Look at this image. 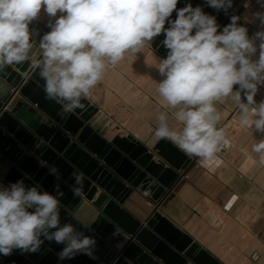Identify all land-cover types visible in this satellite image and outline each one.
<instances>
[{
	"label": "clouds",
	"instance_id": "9594fccd",
	"mask_svg": "<svg viewBox=\"0 0 264 264\" xmlns=\"http://www.w3.org/2000/svg\"><path fill=\"white\" fill-rule=\"evenodd\" d=\"M257 3L264 9V0ZM177 4L178 0H0V71L29 61L39 70L46 97L60 104L63 113H72L84 107L82 100L103 79L106 65L115 66L125 54L139 53L163 32L162 43L169 51L158 64L163 77L158 93L167 106L178 109L173 115L182 128H170L161 113L154 134L206 162L230 145L216 126L220 114L215 103L221 98L232 96L237 102L242 127L264 133V101L257 104L254 99L258 86H264V11L253 13L260 30L249 37L237 15L218 34L215 16L200 6L177 9ZM206 4L227 14L233 0ZM42 8L54 22L37 48L29 25ZM174 10L177 18L170 20ZM36 49L38 55L32 56ZM235 85L239 87L233 91ZM253 151L261 154L264 164V139L253 145ZM49 173L57 175L58 170L50 167ZM72 178V192L78 197L84 174L74 171ZM25 179L29 177L0 185V255L7 257L16 250L36 253L48 241L63 245L56 254L58 261L78 255L96 259L94 236L70 223L61 225L60 186L53 195L40 184L27 186Z\"/></svg>",
	"mask_w": 264,
	"mask_h": 264
},
{
	"label": "water",
	"instance_id": "95a60500",
	"mask_svg": "<svg viewBox=\"0 0 264 264\" xmlns=\"http://www.w3.org/2000/svg\"><path fill=\"white\" fill-rule=\"evenodd\" d=\"M237 2L233 0L227 14L209 7L206 0H178L177 9L187 4L202 7L206 14L216 17L219 34L236 15L232 9ZM176 18L174 10L169 19ZM238 23L247 27L241 19ZM164 27H169L167 21ZM164 39L162 32L151 47L166 58L169 50L162 43ZM82 103L83 108L63 113L60 104L46 97L39 70L29 61L0 71V151L12 163L4 185L27 176V186L40 184L53 195L59 185L64 193L61 225L70 223L97 240L96 259L78 255L58 261L56 254L63 245L45 241L36 253L16 250L7 257L0 255V264H221L160 209L173 196L179 172L191 163L189 157L167 139H160L153 149L131 135L107 142L95 122L99 109L87 99ZM50 167L58 174H50ZM74 171L84 174L78 197L72 192ZM134 190L156 204L143 222L123 207ZM93 209L96 215L90 223L78 219V212L90 216ZM126 237L125 245L118 249Z\"/></svg>",
	"mask_w": 264,
	"mask_h": 264
},
{
	"label": "crops",
	"instance_id": "0c3cea01",
	"mask_svg": "<svg viewBox=\"0 0 264 264\" xmlns=\"http://www.w3.org/2000/svg\"><path fill=\"white\" fill-rule=\"evenodd\" d=\"M246 2L250 3L248 8L244 7ZM257 11H264L257 0H238L232 9L250 30L249 37L260 30L259 21L253 20ZM50 22L54 18L42 8L30 23L31 39L37 48L43 35L50 31ZM151 43L137 54H125L115 66L106 65L103 79L90 90L87 100L99 109L95 122L107 142L116 136L131 135L153 149L160 140L154 133L161 113L166 115L170 128H182L173 115L178 109L167 106L159 96L158 82L163 77L157 68L164 57ZM31 55H38V49ZM256 58L258 52L253 57ZM254 99L257 104L264 101V86H258ZM215 107L220 114L216 126L223 129L230 145L206 162L187 155L191 163L179 172L173 196L160 209L175 227L221 264H264V164L260 162L261 154L253 151V145L264 139V133L240 125L239 109L232 96L221 98ZM11 167L0 151V185L5 186L3 179ZM155 206L136 190L123 204L141 222ZM95 215L94 209L90 216L77 213L83 223H90ZM127 239L117 245L118 249Z\"/></svg>",
	"mask_w": 264,
	"mask_h": 264
},
{
	"label": "built area",
	"instance_id": "2783aa9c",
	"mask_svg": "<svg viewBox=\"0 0 264 264\" xmlns=\"http://www.w3.org/2000/svg\"><path fill=\"white\" fill-rule=\"evenodd\" d=\"M194 34H195V33H194ZM243 101L246 102L245 99H243Z\"/></svg>",
	"mask_w": 264,
	"mask_h": 264
},
{
	"label": "bare ground",
	"instance_id": "6f19581e",
	"mask_svg": "<svg viewBox=\"0 0 264 264\" xmlns=\"http://www.w3.org/2000/svg\"><path fill=\"white\" fill-rule=\"evenodd\" d=\"M221 227V226H220Z\"/></svg>",
	"mask_w": 264,
	"mask_h": 264
}]
</instances>
